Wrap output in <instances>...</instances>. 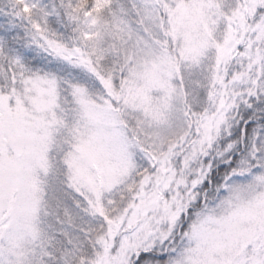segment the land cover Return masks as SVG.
<instances>
[{"label": "snow or ice", "instance_id": "snow-or-ice-1", "mask_svg": "<svg viewBox=\"0 0 264 264\" xmlns=\"http://www.w3.org/2000/svg\"><path fill=\"white\" fill-rule=\"evenodd\" d=\"M0 264H264V0H0Z\"/></svg>", "mask_w": 264, "mask_h": 264}]
</instances>
